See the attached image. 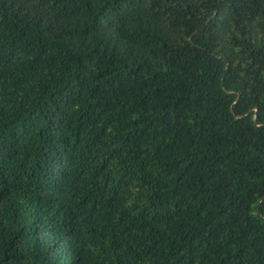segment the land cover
Wrapping results in <instances>:
<instances>
[{"label": "trees", "instance_id": "trees-1", "mask_svg": "<svg viewBox=\"0 0 264 264\" xmlns=\"http://www.w3.org/2000/svg\"><path fill=\"white\" fill-rule=\"evenodd\" d=\"M0 264H264V0H0Z\"/></svg>", "mask_w": 264, "mask_h": 264}]
</instances>
